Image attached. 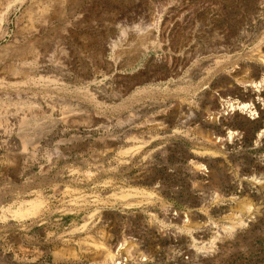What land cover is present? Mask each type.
Here are the masks:
<instances>
[{
  "label": "rangeland",
  "instance_id": "obj_1",
  "mask_svg": "<svg viewBox=\"0 0 264 264\" xmlns=\"http://www.w3.org/2000/svg\"><path fill=\"white\" fill-rule=\"evenodd\" d=\"M262 103L264 0H0V264H264Z\"/></svg>",
  "mask_w": 264,
  "mask_h": 264
},
{
  "label": "bare ground",
  "instance_id": "obj_2",
  "mask_svg": "<svg viewBox=\"0 0 264 264\" xmlns=\"http://www.w3.org/2000/svg\"><path fill=\"white\" fill-rule=\"evenodd\" d=\"M130 28V27H129ZM147 29H149V27H146ZM146 28H141L140 26H136V25H134V26H132V28L131 29H129V30H127V32L125 31L124 33H120L121 34V36H122V39L124 40V41H126L127 42V38H128V36H141V35H144V33H145V35L144 36H146L147 34H146ZM144 29V30H143ZM122 31H124V30H122ZM149 34V33H148ZM151 36V35H150ZM149 37V36H148ZM145 38V37H144ZM146 38H147V36H146ZM122 43V42H121ZM128 43H130V41L128 42ZM32 45V44H31ZM120 45H122V44H120ZM124 45H127V44H124ZM130 45V44H129ZM26 46H30V45H26ZM117 46H119V44H117ZM128 46V45H127ZM35 47V46H34ZM113 47H115V48H118L119 49V47H116V45L115 44H113ZM123 47V46H122ZM123 48H125V46L123 47ZM28 49V48H27ZM32 49V48H31ZM40 50V49H39ZM120 50V49H119ZM23 51V50H22ZM47 51V50H46ZM121 51V50H120ZM45 52V51H44ZM14 53V52H13ZM31 53V52H30ZM24 55H26V54H24ZM41 55V54H40ZM15 59H17V58H15ZM22 59V58H21ZM47 59V58H46ZM20 61V60H19ZM29 62V61H28ZM19 63V62H18ZM33 63V62H32ZM35 64V63H34ZM14 65V64H13ZM18 65V64H17ZM27 65V64H26ZM36 65V64H35ZM39 66H40V64H39ZM39 66H37V67H39ZM28 68V67H27ZM39 68H41V67H39ZM25 69V68H24ZM35 69H37V68H35ZM45 70V69H44ZM44 70H41V71H44ZM25 71V70H24ZM23 71V72H24ZM27 71V70H26ZM36 71V70H35ZM22 72V73H23ZM31 74V73H30ZM36 75V74H35ZM43 76V75H42ZM34 78V77H33ZM34 82V81H33ZM252 85L253 86H258V84L256 83V85H255V83L254 82H252ZM262 104H264V103H262ZM227 110H232V111H234V110H243V111H246L247 112V115L250 117V118H256V117H258L259 116V111H261L260 109H257V107L253 104V103H251V102H243V103H241V102H239V103H237V104H234L233 102H230L228 105H227ZM229 134H228V136H227V138L228 139H232L233 138V135H234V131L233 130H230L229 132H228ZM263 133H264V126H263V128L260 130V132L258 133V137H262L263 136ZM31 202V201H30ZM37 209H36V204L35 203H33V202H31L30 203V206L29 207H20V208H18V209H14V210H10L9 212H10V214L14 217V218H18V219H23L24 217H27V216H29V215H31V214H33V213H35V211H36ZM3 217H6L5 216V214L3 213L2 214V217L1 218H3ZM0 218V219H1ZM110 256L112 257V259H113V256L110 254ZM114 261V260H113Z\"/></svg>",
  "mask_w": 264,
  "mask_h": 264
}]
</instances>
